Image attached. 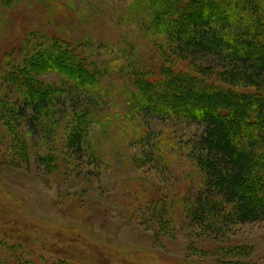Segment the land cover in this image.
Here are the masks:
<instances>
[{"label": "rangeland", "instance_id": "374dc122", "mask_svg": "<svg viewBox=\"0 0 264 264\" xmlns=\"http://www.w3.org/2000/svg\"><path fill=\"white\" fill-rule=\"evenodd\" d=\"M133 4L0 0V57L27 37L60 38L83 46L102 73L66 109L26 118L13 109L27 106L20 84L2 81L0 70V261L29 253L69 264H264V221L187 216L186 200L203 186L183 144L203 127L144 110L145 81L170 63V51ZM83 114L92 148H71ZM164 198L174 201L165 209Z\"/></svg>", "mask_w": 264, "mask_h": 264}, {"label": "trees", "instance_id": "16d2710c", "mask_svg": "<svg viewBox=\"0 0 264 264\" xmlns=\"http://www.w3.org/2000/svg\"><path fill=\"white\" fill-rule=\"evenodd\" d=\"M133 7L170 51V63L145 81L144 110L203 127L183 144L200 169L203 186V192L186 200L192 210L187 216L207 221L206 216L225 215L241 224L264 221V0H134ZM40 39L24 38L20 51L0 57L2 81L20 84L27 104L13 109L26 118L28 110L38 117L56 107L66 109L67 99L98 87L102 75L83 46ZM183 63L190 67H181ZM52 74L62 83L49 80ZM85 122L89 124L87 116L80 115L70 134L71 148H92ZM30 124L40 132L36 118ZM159 156L166 158L164 153L150 155L148 162ZM173 202L164 198L163 209ZM26 254L0 264H69Z\"/></svg>", "mask_w": 264, "mask_h": 264}]
</instances>
